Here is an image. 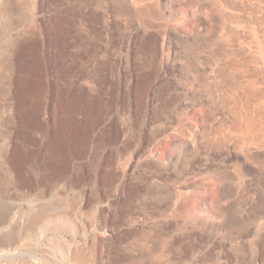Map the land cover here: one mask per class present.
<instances>
[{
    "label": "rangeland",
    "instance_id": "1",
    "mask_svg": "<svg viewBox=\"0 0 264 264\" xmlns=\"http://www.w3.org/2000/svg\"><path fill=\"white\" fill-rule=\"evenodd\" d=\"M0 264H264V0H0Z\"/></svg>",
    "mask_w": 264,
    "mask_h": 264
},
{
    "label": "bare ground",
    "instance_id": "2",
    "mask_svg": "<svg viewBox=\"0 0 264 264\" xmlns=\"http://www.w3.org/2000/svg\"><path fill=\"white\" fill-rule=\"evenodd\" d=\"M1 182V181H0Z\"/></svg>",
    "mask_w": 264,
    "mask_h": 264
}]
</instances>
